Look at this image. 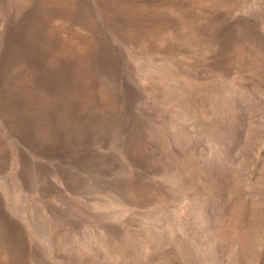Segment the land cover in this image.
<instances>
[{"label":"rangeland","instance_id":"rangeland-1","mask_svg":"<svg viewBox=\"0 0 264 264\" xmlns=\"http://www.w3.org/2000/svg\"><path fill=\"white\" fill-rule=\"evenodd\" d=\"M0 264H264V0H0Z\"/></svg>","mask_w":264,"mask_h":264}]
</instances>
